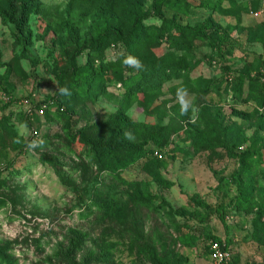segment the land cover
I'll list each match as a JSON object with an SVG mask.
<instances>
[{
  "label": "rangeland",
  "instance_id": "obj_1",
  "mask_svg": "<svg viewBox=\"0 0 264 264\" xmlns=\"http://www.w3.org/2000/svg\"><path fill=\"white\" fill-rule=\"evenodd\" d=\"M24 1L0 0V264H152L148 250L166 264H213L211 236L231 241L228 264H264V0H183L187 11L175 15L156 0H125L132 17L109 20L70 0H31L30 11ZM135 16L153 30L140 51L183 55L190 68L130 96L122 82L136 71L124 44L88 47L106 26L125 34ZM173 16L213 20L229 41L218 51L205 36H162ZM105 63L93 99L61 92L77 87L74 66ZM179 87L193 101L187 115ZM107 147L145 153L110 172L99 160ZM229 150L257 153L240 162ZM240 167L253 188L245 203L231 181Z\"/></svg>",
  "mask_w": 264,
  "mask_h": 264
},
{
  "label": "trees",
  "instance_id": "obj_2",
  "mask_svg": "<svg viewBox=\"0 0 264 264\" xmlns=\"http://www.w3.org/2000/svg\"><path fill=\"white\" fill-rule=\"evenodd\" d=\"M24 2L28 5V11L39 7V3H31V0H25ZM70 2L74 7L81 6L87 11L95 8V10L100 12L106 20L111 19L114 16L113 13L124 12L127 17H132L130 16L125 0H70ZM157 2L167 5L166 8L171 10L174 15L178 12L185 13L188 9V5L183 3V0H170V2L166 0L164 1L165 3L163 0H156L155 6ZM104 7H106L105 12L103 10ZM130 22V27L125 34H120L119 32L107 26L102 28L92 38L91 44L88 47L91 54L95 55V53L98 50H102L107 43H122L128 50V55L138 56L141 58L143 68L138 70L134 67L128 66L130 73H134L135 71L136 73L130 80L128 78L123 80L122 83L125 86V92H127L130 96L143 93H153L158 91L163 83L171 79H182L190 68V63L186 60V58L183 55L174 53L169 54L164 58H157L153 56L148 57L143 51H140V49L143 47L145 40L149 39L153 30L148 28L143 29L140 16L131 18ZM161 27L162 36L170 34L171 30L174 29L175 34L173 33L171 37L176 41H184L188 38V36H191V34L195 37L205 36V38H208L212 42L218 51H221L224 44L228 43L229 41L227 32L213 20H208L205 25L197 24L195 26H190L180 24L173 16L172 18L167 19L164 24L161 25ZM116 62L118 65L122 64V60H117L114 62V64ZM108 65L110 64L105 63L102 64V66L97 67H93L90 64L80 67L74 66V73L78 79V84L77 87L68 91L70 95L64 94V96L68 99L71 96L87 100L93 99L101 89V86L105 84L107 78L104 73V67H107ZM259 77L263 82V95L261 100L263 101L264 105V73L259 74ZM4 97L8 98L9 100L11 99V96H9L7 93H4ZM37 107L39 110L41 108H43L45 111L48 110V104L45 102L39 104ZM115 152L116 150L114 148L107 147L104 154H99V160L104 170L115 172L117 169L125 168L133 161L142 158L145 153L142 149L137 150L135 148H131L122 156L118 157L115 155ZM256 153V151H253L247 152L246 155H243L229 150V157L238 159L240 162H242L245 160V158L251 159ZM151 156L157 160L160 159L153 156V152L151 153ZM243 169V167H240L237 172L231 175V181L237 188V198L239 203H245L248 197L252 194L253 190L251 185L242 182L240 179ZM216 212L218 213V217L224 227L225 234H227L228 225L227 221L225 220L226 213L224 212L223 206H218ZM210 241L223 244V247L226 251L231 245V241L227 238H225V240L222 242V240L217 236H211ZM148 254L149 260L152 262V264H166L157 260L152 250H148Z\"/></svg>",
  "mask_w": 264,
  "mask_h": 264
},
{
  "label": "clouds",
  "instance_id": "obj_3",
  "mask_svg": "<svg viewBox=\"0 0 264 264\" xmlns=\"http://www.w3.org/2000/svg\"><path fill=\"white\" fill-rule=\"evenodd\" d=\"M123 63L126 66L134 67V68H136L138 70L143 68L142 62L138 58H136V57H134L132 55L126 56L124 58V60H123ZM61 92L64 93V94H69L70 95V93L68 92L67 89H61ZM176 95H177V100L179 102L180 111H181L182 115H187L190 109L194 110L193 101L189 97L187 88H185V87L177 88ZM124 135H125V138H127V139H133V136H132V134L130 132H125ZM28 146L31 147V148H34V147H37L39 145L35 141H32Z\"/></svg>",
  "mask_w": 264,
  "mask_h": 264
},
{
  "label": "built area",
  "instance_id": "obj_4",
  "mask_svg": "<svg viewBox=\"0 0 264 264\" xmlns=\"http://www.w3.org/2000/svg\"><path fill=\"white\" fill-rule=\"evenodd\" d=\"M40 113L43 112V109L39 110ZM33 136H37V132L33 131ZM154 156L161 158V154L157 151L153 152ZM209 251L213 264H228L229 263V254L224 249L223 244H218L216 242L209 243Z\"/></svg>",
  "mask_w": 264,
  "mask_h": 264
}]
</instances>
